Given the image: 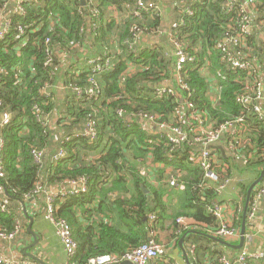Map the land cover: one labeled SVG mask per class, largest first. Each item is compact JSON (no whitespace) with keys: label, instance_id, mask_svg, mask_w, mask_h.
Returning <instances> with one entry per match:
<instances>
[{"label":"trees","instance_id":"16d2710c","mask_svg":"<svg viewBox=\"0 0 264 264\" xmlns=\"http://www.w3.org/2000/svg\"><path fill=\"white\" fill-rule=\"evenodd\" d=\"M136 1L97 0L95 8L99 10L100 17L94 28L90 25V9L88 5L82 6V0L25 3L24 15L13 14L11 30L0 42V114L12 116L8 125L0 127V138L5 143L0 153L5 178H0V185L11 196L8 199L10 210L6 213L0 210V230L11 232L15 228L11 202H27L30 200L28 196L41 187L45 189L54 184L86 179L87 193L57 201L56 216L69 221L79 246L74 264H87L92 257L133 251L147 242L155 229L157 241L162 242L160 228L173 232L171 239L187 235L185 247H197L196 259L189 256L192 264H206L207 260L210 264H221L223 255L210 246L212 242L217 243L215 240L206 233L196 235L177 223L180 215H187L195 225H216V217L209 212V207L218 198L217 186L216 190L200 188L201 184L208 185V182L201 168L189 160L190 152L198 150V145L193 143L195 134L190 128V123L194 125L193 120L184 124L189 142L173 151L172 145L143 131L137 115L156 116L159 122L173 126H183L193 113L217 125L242 118L246 132L241 140L231 141V135L227 134L221 142L223 146L231 142L237 144V153L227 150L226 157L219 153L220 163L216 166L219 184L232 177L235 166L243 168L245 174L258 172L260 175L264 170V123L253 108H243L236 99L247 93L256 96L261 89L264 90V41L261 39L264 0H255L251 35L241 47L231 48L239 60L252 62L247 71L230 70L216 48L237 34L243 19L239 14V8L244 6L242 0H187L184 10L189 7L194 11L193 16H184L181 5L179 20L184 18V25L174 29L172 36L196 58L195 63L187 64L182 74L189 91L180 89L175 82L176 58L170 42L161 48H144L136 53L130 52L125 45L131 40L134 28L143 35L151 34L158 31L161 24L158 13L140 17L132 14ZM243 1L249 3V0ZM230 5L235 8L228 13ZM109 6L122 12L128 6L129 19L121 24L114 20L108 22L104 14ZM10 8L9 0H0L1 11L5 13ZM27 25L26 35L16 40L17 28ZM88 36L102 50L99 57H110L114 68L101 74L83 72L76 77L72 73L64 78L66 86L73 90L74 99L67 105L68 117L63 118L59 125L65 128L66 137L72 140L62 142L60 150L66 152V157L54 163V155L48 149L54 132L50 114L54 112L57 101L49 87L59 79V54H75L74 47L83 44ZM117 38L122 48L111 54ZM47 39L51 40L54 51L50 66L46 65L49 60ZM92 77L96 79L103 99L79 101L74 89L87 88ZM211 80L217 81L221 87V98L217 104L210 100L213 96ZM171 82L184 99L155 96L158 88ZM189 103L193 109L187 107ZM35 107L42 112L41 123L35 115ZM262 107L264 109V105ZM119 109L125 112L124 119L116 114ZM95 111L98 112L99 140L90 143L75 135L84 131ZM34 149L44 153L41 164L34 161ZM151 159L153 164L164 163L165 169L172 168L177 176L180 175L179 182L186 185L185 191L171 189L164 184L167 180L165 170H159L152 178L154 180L143 177L140 168ZM222 165H226L223 171ZM259 188L260 185L255 193ZM248 189L249 186L244 187V196ZM169 190L180 193L177 195L183 211L176 216L168 213L165 195ZM153 215L156 217L154 221L151 220ZM238 221L237 227H240V213ZM248 228L249 223L246 230ZM176 243L179 247V240ZM154 262L166 264L159 260Z\"/></svg>","mask_w":264,"mask_h":264},{"label":"built area","instance_id":"2783aa9c","mask_svg":"<svg viewBox=\"0 0 264 264\" xmlns=\"http://www.w3.org/2000/svg\"><path fill=\"white\" fill-rule=\"evenodd\" d=\"M40 0H23L20 1L17 5V11L19 14H25V3H35L38 4ZM249 4L254 5L255 0H249ZM234 5H230L228 9V13L234 11ZM158 7L155 3L150 2L149 0H137L134 6L133 14L135 16L140 17L143 14H150V13H157ZM4 11L0 10V19L4 15ZM91 20L90 25L93 28L96 26V20L99 19L100 13L95 8H91L90 10ZM240 17H242L241 24L238 25L237 34L233 37L226 39L224 43L218 44L217 49L221 53V60L224 64H226L230 70L232 71H247L252 67L251 61H242L239 60L238 57L235 55V52L231 49L232 47H241L244 44V40L247 39L252 31V20L250 11L246 7L239 8ZM193 10H185L184 16H193ZM12 25V17L4 20L1 28H0V42L5 40L6 36L8 35L9 31L11 30ZM181 25H184V18H181L179 23L174 24L173 28L177 29ZM29 26H19L17 28V37L16 40H20L22 37L26 35ZM141 36V32L137 30V28L133 29L132 38L129 41H126V46L129 47L130 52L136 53L138 52V42ZM170 39H172L171 44L173 45V56L176 58V63L174 66V74H175V82L177 86L184 90L189 91V87L187 84L183 82L182 74L185 71L187 64L195 63L196 58L190 55L187 52V49L182 43L177 42L173 39L171 34ZM47 50L46 55L49 57L47 62V66L52 64V58L54 56V51L51 47V40H46ZM89 71L93 75L101 74L105 70L110 71L114 68V64L111 61L110 57L107 58H96L91 59L89 62ZM207 69V68H206ZM204 72V70H202ZM90 85L83 89L81 87H76L74 89L77 98L79 101H90V102H97L103 99L102 91L98 86V83L94 77L90 78ZM210 88L213 92V96L210 100L213 104H217L221 98V87L219 83L215 80L210 81ZM45 93L47 94V90L44 89ZM157 98H162L163 96H172L176 98H182L179 92L173 86V83H165L164 87L158 88L157 93L155 94ZM190 96V95H189ZM237 103L242 106L243 108H253L254 113L258 116L259 120L264 123V109L262 105H264V90L261 89L260 92L256 94V96H252L251 94H243L240 95L237 99ZM2 105V101L0 99V106ZM189 109H193V105L189 103L187 105ZM35 115L37 117L38 122L41 123L43 117L42 112L39 108H34ZM97 111H95L94 115L89 117L85 125V129L81 134H76V137H83L89 140L90 143H95L99 140V126L98 121L96 118ZM116 114L120 119H124L125 112L122 109L116 110ZM140 123V127L143 131L147 132L150 135L157 136L159 139H163L168 144L172 145V150L174 151L176 148L182 147L184 144L188 143V134L186 129L184 128V124L187 122L190 123V120H193V123H190V128H192V132L195 134V139L193 141L194 144L198 145L197 151H191L189 160L192 164L196 167H200L201 170L204 172L205 180L208 182L207 184L200 185V188L210 187L209 183H214L217 185V191L220 192L225 189L226 184L229 183V180L221 183L220 185V175L219 172L216 170V166L219 165V148L218 146L221 144L225 135H231V141L233 140H241V137L245 134L246 129H244V120L239 118L233 122H225L220 125L212 124L207 122L204 116L197 115L193 113V115L188 116V120L183 122V126H173L167 122H159L156 116H151L147 114H138L137 115ZM12 116L10 114H0V127H4L11 122ZM180 122V120H178ZM71 137H66L64 141H71ZM161 142V141H160ZM4 141L0 138V153L4 148ZM237 144L231 142L226 146L225 150H228L232 153H237ZM227 151V152H228ZM32 155L34 161L37 164H41L44 158V153L34 149L32 151ZM66 157V152L64 150H60L56 155L53 156L52 161L54 163L64 159ZM224 166L226 165H222ZM166 167L164 163H154L152 159L148 160V162L141 166L140 174L148 178L149 180L152 179L156 173L157 169H163ZM169 179L168 185L170 188H176L180 191H185L186 185L184 183L179 182L180 175L177 176L175 171L172 168H169ZM0 178H5L2 164L0 163ZM80 183L81 189L76 191L65 192L61 195H49L47 190L42 188H38L33 194L29 195V199H33L35 196L43 195L45 197L46 202V212L45 218L48 222H50L54 228L56 229V233L61 240L64 252L67 256L68 264H74L75 259L78 255L79 246L77 241L73 237V230L72 226L68 220L59 218L56 216L57 213V201L62 200V198H68L70 196H76L79 194L87 193L88 186L87 180L81 179L78 182ZM264 198V178L260 183V188L256 192V195L253 196L250 210L248 214V219L253 221L256 219L257 210L259 207L260 200ZM0 210L2 212H8L10 207L6 201L0 200ZM209 212L213 214L219 220H223L225 216V207L218 205V204H211L209 207ZM151 220H156V217L153 215L151 216ZM179 225L186 226L185 218H179L177 220ZM22 231V226L18 224L15 225V228L11 232H7L4 230H0V241H13L15 240L20 232ZM215 237L222 238L224 240L232 241L240 237V230L236 229L233 225L222 221V224L219 229L215 231ZM248 239L250 237L247 235ZM246 237V238H247ZM196 246L191 245L188 249V255L193 259H196ZM168 257V249L165 245L159 243L157 241V232L156 229L153 230L150 234V239L140 245L133 251H130L125 254L121 255H103L92 257L88 260L87 264H119L124 261L131 262L133 264H151L152 262L158 259H165ZM264 255L261 252H252L248 248L243 249L237 259L233 261L229 260L226 257H222L220 259L221 264H255L257 261L263 259ZM0 264H37L33 261L27 259H13L7 256H0ZM174 264H181L180 262H175Z\"/></svg>","mask_w":264,"mask_h":264},{"label":"crops","instance_id":"0c3cea01","mask_svg":"<svg viewBox=\"0 0 264 264\" xmlns=\"http://www.w3.org/2000/svg\"><path fill=\"white\" fill-rule=\"evenodd\" d=\"M9 1L11 8L9 11L7 10L3 15V17L0 19V28L4 20L8 19L9 17H12L13 14L16 13L18 3L23 0H9ZM149 1L155 3L156 6L158 7L157 13L161 18V24L159 26L158 31H152L151 34H144V35L141 34L137 45L138 52L144 48H152V47L161 48L166 45H170L171 44L170 37L171 34H173V30H174L173 26L174 24L179 23L181 21V18L179 20L181 5H183V13L185 12V10H191L189 7L185 8L184 10V3H186L187 0H149ZM235 1H240V0H235ZM82 2H85V4H83ZM82 2H81L82 6L88 5L90 10L91 8H95L96 5H98L97 0H82ZM242 2L244 3L243 7H246L250 11V15L252 16L253 13L255 12V7H256L255 4L254 5L249 3L247 4L243 0ZM128 9L129 7L127 6L125 8V12H122L115 7L109 6L104 14L105 19L108 22H112V20H114L117 22V24L124 23V21L128 20L130 17V11ZM118 27L119 26H117V28ZM252 27L254 30V21H252ZM261 39L264 41V30H261ZM117 42H118V38L116 39V42H113L114 49L111 50V54H113V52L118 48H122L121 45ZM95 43H96L95 40L91 39V37L88 36L87 40L85 39L83 44L74 47L75 54L73 55H66L64 53L59 54V60H60V67L58 74L59 79L56 84H54L51 88L49 87L51 92L55 94V98L57 101V105L54 112L50 114L52 116L51 126L54 132L52 134L51 145L48 151L52 155H55L59 152V150L61 149V144L66 138L67 135L66 130L65 128L60 127L59 123L63 120V118L68 117L67 105L69 104V102H71L74 99V93L72 92L73 90H71L69 87L66 86L64 82V78L71 75L72 73H74L73 75L77 77L81 73L83 72L86 73L89 71L90 60L94 58H99V55L102 53V50ZM117 53H122V51ZM65 122L68 123V121ZM218 148H219V153L224 157H226V154L228 153L227 150H225L226 146L220 144ZM165 168L167 167H164L163 169H157L156 171L158 172L159 170H165V174L167 173L166 175L167 180L164 182V184L168 188H170L169 185L167 184L168 183L167 181L170 176L169 173L171 172H169L170 171L169 168L168 169ZM236 168L237 167L235 166L233 170V175L229 179V183L226 184L225 189H223L220 192L217 191L218 198L215 199L212 203V204L216 203L218 205L225 207L226 212L223 220H219L218 218H216V225L214 227H208L206 225H200V226L197 224L195 225L194 220L187 215L186 216L180 215V217H178V218H185L186 221L185 224L188 225V230L190 229V231L196 235L199 234L202 235L206 233L208 236L215 237L214 236L215 231L220 228L222 221L229 223L233 225L236 229L240 230L239 238L229 242L225 240L232 247H228L219 242L217 243L212 242L210 244L211 248H213L215 252L222 254L223 257H226L231 261L237 259L240 253L245 248H248L252 252H261L264 255V198H262L259 202L256 219L251 221L248 219L247 216L246 225L247 223H249V228L246 230L247 231L246 237L248 235L250 239H248L247 237L245 239L243 247L241 249L237 248L241 243L243 214H244L246 198H247V193L244 196V192H245L244 187L249 186L250 188L251 185L259 178L260 175L258 174V172H251L249 174H245L242 171L243 168L240 169L237 168V170ZM225 169L226 166L222 168V171ZM209 186L210 187H206V188L215 189L217 185L211 183V185ZM79 189H81L80 183H61V184H54L48 186L44 190H47L49 195H61L65 192L76 191ZM255 191L253 193V196L256 195ZM177 194H180L179 191L169 190L165 195V201L169 206L168 213L174 216H176L177 214L183 211L179 201V196ZM0 200L9 203L8 198L5 195V189L2 185H0ZM24 204L27 208L28 214L34 218L33 231L41 236V241L38 247L33 248L29 252L39 257L46 264H68L67 256L64 252L61 240L56 233V229L45 218V212H46L45 197L43 195H38L37 198L34 197L33 199L24 202ZM10 206L12 210H14L15 212L14 214L15 224L19 223V225L22 226V231L20 232L18 237L13 241H0V256H7L13 259H27L35 262L34 260L24 256V254L21 252L24 248L29 247L34 242L33 236L27 232L29 219L26 218L24 214L23 202L20 203L11 202ZM239 213L242 216V223L240 227H237V224L239 222L238 221ZM1 227L2 225H0V228ZM159 235H160V241L162 242L159 241L158 242L166 246V248L168 249V257H166L165 259H158V260L166 264L170 263L171 261L180 262L181 264H186L184 251L188 254V249H189V246L186 245L185 247L184 244L186 238L183 242L182 247L180 245L179 247H177L176 242L179 240L180 243V240L187 235H183L181 239L179 237H177L176 239H171L173 236V232H171L168 229H161V228L159 231ZM205 263L210 264V260H207V262ZM154 264L157 263L154 262ZM255 264H264V257L263 259L257 261Z\"/></svg>","mask_w":264,"mask_h":264},{"label":"water","instance_id":"95a60500","mask_svg":"<svg viewBox=\"0 0 264 264\" xmlns=\"http://www.w3.org/2000/svg\"><path fill=\"white\" fill-rule=\"evenodd\" d=\"M83 4H85V2H82ZM264 178V170L261 172L259 178L251 185V187L249 188L248 192H247V198H246V204H245V210H244V214H243V225H242V230H241V243L240 245L237 247L239 249H241L244 245L245 239H246V222H247V216H248V211H249V207L250 204L252 202L253 199V193L255 191V189L260 185V183L262 182ZM5 189V195L7 196L8 199H11V196L9 195L7 189L4 187ZM144 192L146 193L147 191L144 189ZM23 208H24V214L26 216V218L29 219V224L27 226V232L33 236L34 238V242L33 244H31L29 247L24 248L21 252L24 254V256L34 260L35 262H37L38 264H46L44 261H42L39 257L31 254L29 251H31L33 248L38 247V245L40 244L41 241V236L38 235L36 232L33 231V225H34V218L31 217L28 212H27V208L25 206V204L23 203ZM211 239L215 240L216 242H219L223 245H226L228 247H232L229 243H227L225 240L219 239L217 237H213V236H209ZM186 236H184L181 240L179 245L182 247L183 242L185 240ZM184 250V249H183ZM184 257H185V261L186 264H192L189 260L188 254L184 251ZM119 264H133L131 262L128 261H124L121 262Z\"/></svg>","mask_w":264,"mask_h":264},{"label":"rangeland","instance_id":"374dc122","mask_svg":"<svg viewBox=\"0 0 264 264\" xmlns=\"http://www.w3.org/2000/svg\"><path fill=\"white\" fill-rule=\"evenodd\" d=\"M258 191V190H257Z\"/></svg>","mask_w":264,"mask_h":264}]
</instances>
